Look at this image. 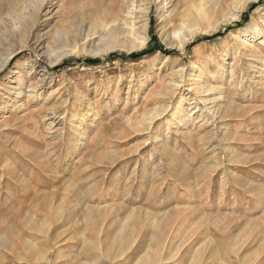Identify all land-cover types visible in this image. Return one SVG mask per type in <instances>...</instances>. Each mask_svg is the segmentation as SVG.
<instances>
[{"label": "rangeland", "instance_id": "obj_1", "mask_svg": "<svg viewBox=\"0 0 264 264\" xmlns=\"http://www.w3.org/2000/svg\"><path fill=\"white\" fill-rule=\"evenodd\" d=\"M61 1L0 73V264H264V0L181 49L151 0L142 49L54 62Z\"/></svg>", "mask_w": 264, "mask_h": 264}, {"label": "bare ground", "instance_id": "obj_2", "mask_svg": "<svg viewBox=\"0 0 264 264\" xmlns=\"http://www.w3.org/2000/svg\"><path fill=\"white\" fill-rule=\"evenodd\" d=\"M52 1L0 0V73L12 58L26 47L34 45L33 47L36 50L50 52V46H42L41 41H36L31 36L37 30L38 24L45 22V18L40 21L41 15L46 6ZM79 1H81V5L79 7L75 6ZM154 1L157 6L158 19H162V23L159 22V31L175 37L177 39L176 47L181 49L193 40L198 33L202 32L200 25L203 21L229 10L231 6L237 5L238 9H242L248 3L256 0H177V3L182 4L181 12L178 10L181 7L178 8L177 4L173 5V0ZM93 3L86 6L87 2H84V0H62L60 2L57 15L60 16L61 25L50 37L53 39L54 45L57 44L59 48H62L63 53L59 54L54 62L67 54L75 55L87 51L93 55H99L117 48L131 53L146 46L149 39L148 13L151 10V0H122V2L111 0L110 3L101 1ZM137 3L139 4L137 5ZM167 6L172 8L168 11L166 10ZM218 25L217 22L213 26V30L217 29ZM247 30H249L248 25L242 28V31ZM130 39H133L134 42L128 44ZM31 42L33 45H30ZM90 48L92 50H87ZM6 77L4 75L0 80V85ZM194 83L196 84V82ZM194 87L193 90L196 89ZM197 89L200 94H206V92L214 90L210 84L197 87ZM12 90L11 87L6 89V95L2 100L3 105L11 100L9 95H13ZM218 100L223 101L221 98H218ZM182 101L180 99L176 102L175 110L172 113L178 119L179 124L187 122L184 118L176 116L179 111L175 113L182 106ZM220 117L223 120L225 116L222 114ZM79 124L76 127L77 132L80 130ZM91 260L92 256L89 257L87 262Z\"/></svg>", "mask_w": 264, "mask_h": 264}, {"label": "trees", "instance_id": "obj_3", "mask_svg": "<svg viewBox=\"0 0 264 264\" xmlns=\"http://www.w3.org/2000/svg\"><path fill=\"white\" fill-rule=\"evenodd\" d=\"M254 8H256V5H252L250 8V11L253 10ZM228 30L229 29H226L225 32H227ZM156 48H157L156 51L162 50V47H160V46H157ZM154 51H155L154 49L149 48L147 51H142L140 53L130 54L127 56V60L138 61L142 57L149 55V54L153 53ZM111 57L112 56H109L108 59H110ZM85 64L88 66L97 65V64H99V60L87 59V60H85ZM62 66H64V64H62L60 66H56L55 70H59L60 68H62Z\"/></svg>", "mask_w": 264, "mask_h": 264}]
</instances>
